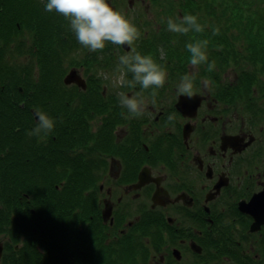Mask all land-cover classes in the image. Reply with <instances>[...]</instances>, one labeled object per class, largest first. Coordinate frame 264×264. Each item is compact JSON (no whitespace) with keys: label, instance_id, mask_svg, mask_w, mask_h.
<instances>
[{"label":"flooded vegetation","instance_id":"flooded-vegetation-1","mask_svg":"<svg viewBox=\"0 0 264 264\" xmlns=\"http://www.w3.org/2000/svg\"><path fill=\"white\" fill-rule=\"evenodd\" d=\"M10 39L2 42L3 55L14 68L0 65V260L26 264L45 252L44 240L34 233L44 220L42 214L37 218L35 203L52 201L83 211V226L99 227L102 244L117 252L124 241L141 240L146 264H264V114L247 118L225 96L221 83L228 80L230 87L229 76L197 74L191 97L177 91L184 74H168L155 97L139 85L110 90L112 82L82 92L63 78L35 74L39 58L30 30ZM18 76L30 83L9 82ZM133 92L148 108L142 117L126 119L118 97ZM60 106L72 112L65 121L75 112L86 114V142L58 139L57 125L41 138L24 135L31 142L2 137L5 122L27 134L38 121L35 109L58 120ZM13 143L22 144L17 161ZM23 166L40 184L60 179L55 186L64 191L61 202L51 189L39 200L19 190L11 201L4 176L20 175Z\"/></svg>","mask_w":264,"mask_h":264},{"label":"trees","instance_id":"trees-1","mask_svg":"<svg viewBox=\"0 0 264 264\" xmlns=\"http://www.w3.org/2000/svg\"><path fill=\"white\" fill-rule=\"evenodd\" d=\"M148 1L145 6L156 10L157 14L154 22L159 27L149 32V37L140 46V50L153 55L161 45L167 53L164 65L170 68L175 75L187 73L189 68L190 52L186 45L196 40H208L207 53L208 62L215 61V70L207 71V65L202 64L201 70L211 74L224 75L228 69H233L235 74L232 85L227 88L225 96L229 97L233 103L242 106V109L257 118L264 114V0H138ZM46 0H0V42L3 40V25L7 24L8 30L5 32L3 42L10 43L13 34H17L21 29L32 32L33 45L37 48V56L42 70L37 63V71L41 72L42 79L51 77L60 79L63 71L69 66H81L102 63L107 66L113 62L114 46L108 43L103 49L107 56L104 59L97 57L95 52H90L86 48H78L69 22L55 11H45ZM3 12L7 13V17ZM161 16H159V14ZM185 14L198 16V21L204 26L202 33L189 32L188 34H178L167 30V20L169 17L176 19ZM148 17L140 24L138 18L137 28L140 36H143L147 28L145 24L150 23ZM17 22L20 26L17 25ZM153 28V27H149ZM218 29V34L213 35V30ZM154 35V38L151 37ZM151 36V37H150ZM112 44V43H109ZM82 52V55H80ZM34 53H36L34 51ZM4 49L0 44V65L3 63L10 69L14 68L13 63L7 62L4 57ZM154 57V55H153ZM156 60L158 57H154ZM4 61V62H3ZM29 73H33V64L28 66ZM88 68H86V71ZM12 71V69H11ZM199 72V71H198ZM197 72V73H198ZM206 72V73H207ZM182 73V74H181ZM34 74V75H35ZM50 81V79H49ZM10 83L27 86L30 82L24 77L18 76ZM222 89V88H221ZM82 92H84L82 90ZM64 107V105H63ZM57 114L60 119L56 120L58 130L54 131L58 139L70 140L74 142H86V133H90V126L87 123L86 114L83 111L75 112L73 120H64V115L68 117L72 112L65 111L60 106ZM252 117V118H253ZM30 120L33 121L32 117ZM29 120V121H30ZM17 119H11L15 124ZM3 135L9 142H31L22 131H14V126L5 122ZM67 130L73 132L68 135ZM22 132V133H21ZM82 138L83 140L79 139ZM0 142H4L0 138ZM8 142V141H7ZM36 142V140H34ZM15 145L14 160L17 161L22 154L20 143ZM16 169L15 172H18ZM29 169L23 166V173L11 175L9 180L4 176L5 185L11 191V201H17L19 190H25L33 198H40V193L45 190L50 194V189L58 197L63 199L64 191L57 189L55 184L58 180H36L35 177L28 176ZM37 182V185L35 184ZM34 202H36L34 200ZM38 216L42 214L41 225H36L34 233L40 235L44 240L42 248L45 254L39 256L32 255L26 264H146L148 255L142 241L127 240L123 243V249L117 252L115 249L102 244L101 230L96 225L90 228L84 225L83 211L75 209L68 204L35 203ZM77 208V207H76ZM18 239V237H16ZM105 244V243H104ZM138 251V253H136ZM36 256V257H35ZM11 264H21L19 259L13 258ZM0 264H7L5 259L0 260Z\"/></svg>","mask_w":264,"mask_h":264},{"label":"clouds","instance_id":"clouds-1","mask_svg":"<svg viewBox=\"0 0 264 264\" xmlns=\"http://www.w3.org/2000/svg\"><path fill=\"white\" fill-rule=\"evenodd\" d=\"M45 11L63 16L76 40L90 52L102 51L107 43L117 46L131 47L140 37V32L131 18L118 8H114L108 0H46ZM167 30L178 34L189 32L202 33L204 26L198 21V16L185 14L182 18L171 17L167 20ZM218 34V29L213 30V35ZM208 40H196L186 45L190 52V66L192 71L180 77L177 91L191 97L194 94L197 72L202 64L207 65V71L215 70V61L208 62ZM126 70V71H125ZM118 76L113 80L117 87L135 89L139 85L142 90L152 89L151 95L155 97L156 89L163 88L167 80V69L157 63L151 54H141L132 48L127 55L119 57L117 66ZM126 73H132V79L125 78ZM203 86L208 88L210 81L205 79ZM121 108L127 109L126 119L142 117L148 108V103L140 93L133 92L128 95L119 94ZM35 114L38 121L35 127L27 133L29 136L41 138L51 133L56 125V120L45 111L37 108ZM168 122L175 120L174 114L168 116Z\"/></svg>","mask_w":264,"mask_h":264},{"label":"rangeland","instance_id":"rangeland-1","mask_svg":"<svg viewBox=\"0 0 264 264\" xmlns=\"http://www.w3.org/2000/svg\"><path fill=\"white\" fill-rule=\"evenodd\" d=\"M128 1L129 0H112V3L114 5H116L115 8H118L122 12L126 13L128 15V17L132 19V21L135 23L136 26H138L136 24V22L138 21V17H141L140 18V20H141L140 21L141 22L140 24H143V22H144L143 20H145V18H147V17L150 20H152V19L154 20V18L157 17L156 16V14H157L156 13L157 12L156 10H152V9H149L147 7L146 11H144L143 8H145V6L148 5V3H149L148 1L137 2V0H136V1H134L132 3L131 6H129ZM159 16H161V15L159 14ZM153 20L150 23L145 24V26H147L146 30L152 29V28H149V27H153L154 28L156 26V23H154ZM141 27H142V25H140L139 28H141ZM73 38H75V36ZM76 42H77V45H78L77 47L78 48H84L82 45H80L78 43V41L76 40V38L72 42V44H75ZM114 49H115V53H114V56L115 57L112 55L113 56V62L110 65H113L114 64V59L119 60V57L122 56V55H124L123 54L124 52L122 50H124L126 48L120 47V46H117V45H114ZM163 49L164 48H162V47L159 46L157 48V52H156L158 58L161 61H164L165 58H166V52ZM95 53L97 54V57L100 58V59H101L102 56H107V55L111 54L110 52H108L107 54H105V51L104 50L98 51V52H95ZM80 55H82V52H80ZM102 59H104V58L102 57ZM81 63H82V65L81 66H78V68H80V71L83 74V77H87L88 78V86L92 89V91H97V90L101 91L102 88H103V87L101 88L100 85L98 87H96L97 80L94 79V76L95 77H98L100 79V81L104 82V84L106 85V87L112 82L110 90L111 89H124L125 91H128V89H130L128 87L127 88L126 87H117V86H114L113 85L114 78L119 75V74H116V75L112 76L113 75V72L116 71L117 68H106L104 66H101L102 63L92 64L91 66L85 65V62L84 61L81 62ZM71 67L72 66H69L68 69L66 70V72H65V70L63 71V73L61 74V77L59 79L60 81L62 80L63 77H65L66 73L70 70ZM86 68H88L87 71H86ZM166 69L168 70L167 71L168 74H173L171 72L170 68L166 67ZM199 71L202 74L205 73L204 71L201 70V68H199ZM233 71H234L233 69H228L225 72L224 75H226V77L229 76V79H232L234 77V75H235L233 73ZM207 73H209V72H207ZM106 76H108V79L106 81H104V79L102 77H106ZM125 78H126V76H125ZM227 79H228V77H227ZM227 84H228V80H224L221 83V87L224 88L225 90H227ZM67 85H70V83H67ZM236 106L239 107L240 105L239 104H236ZM8 111L11 112L12 109L8 108ZM242 113L245 116H247L249 114V116L247 118L252 117V115L250 113L245 112L243 109H242ZM241 117H243V116H241ZM31 125L33 126L32 127V129H33L34 128V124L31 123ZM31 130H29V131H31ZM79 139L83 140L82 138H79Z\"/></svg>","mask_w":264,"mask_h":264},{"label":"water","instance_id":"water-1","mask_svg":"<svg viewBox=\"0 0 264 264\" xmlns=\"http://www.w3.org/2000/svg\"><path fill=\"white\" fill-rule=\"evenodd\" d=\"M130 3H132V1H130ZM111 5V4H110ZM123 46H125L126 48H129V46H127V45H123ZM76 70L75 69H72L68 74H67V76H66V78H65V81L67 82V83H69V82H73V81H77L78 83H81L82 85H85V82H84V79L80 76V75H78L77 76V74H76ZM186 97V96H185ZM200 249V248H199ZM198 249V250H199ZM1 251H2V248H1V245H0V255H1Z\"/></svg>","mask_w":264,"mask_h":264},{"label":"bare ground","instance_id":"bare-ground-1","mask_svg":"<svg viewBox=\"0 0 264 264\" xmlns=\"http://www.w3.org/2000/svg\"><path fill=\"white\" fill-rule=\"evenodd\" d=\"M3 14H5V15H6V17H7V13H6V12H5V13L3 12ZM46 77H52V75H51V76H46Z\"/></svg>","mask_w":264,"mask_h":264}]
</instances>
